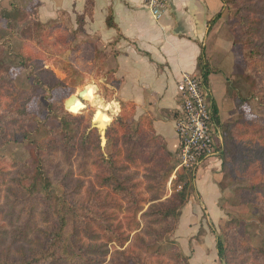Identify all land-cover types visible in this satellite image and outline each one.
Returning <instances> with one entry per match:
<instances>
[{
    "label": "trees",
    "instance_id": "1",
    "mask_svg": "<svg viewBox=\"0 0 264 264\" xmlns=\"http://www.w3.org/2000/svg\"><path fill=\"white\" fill-rule=\"evenodd\" d=\"M219 1L222 10L213 22L223 11L235 22L245 63L239 77L248 85V96L237 95L235 104L250 98L264 104V0ZM39 4H11L0 11L6 30L20 26L21 42L14 55L30 80L27 88L19 87L0 65V149L24 143L28 125L37 115L55 123L44 124L42 136L32 140L33 156L19 160L0 152V264H151L145 255L156 256L155 264H189L175 242H169L164 253L150 249L175 231L180 211L194 190L193 172L175 177L171 194L162 200L173 155L154 132L150 116L134 119L135 106L121 103L114 123L106 129L102 149L97 129L89 127L87 118L47 97L77 84L72 62L69 70L62 69L64 78L47 66L52 48L68 50L71 60L78 53L91 64L94 79L103 76L109 53L97 36L78 40L84 33V17L92 16L93 0H86L75 28L62 20L40 22ZM63 14L60 11L59 17ZM106 26L116 28L110 12ZM202 58L198 79L205 91L210 69ZM114 73L107 76L116 89L119 81ZM35 97L43 99L31 111ZM211 116L217 119L214 107ZM216 151L222 172L236 184L235 198L259 213L264 223V124L241 114L221 125ZM133 168L144 170L148 196ZM85 176L90 177L86 183ZM179 183L182 190L176 191ZM238 223L232 218L220 226L221 236H216L220 264H264V244L256 246L240 234Z\"/></svg>",
    "mask_w": 264,
    "mask_h": 264
},
{
    "label": "crops",
    "instance_id": "2",
    "mask_svg": "<svg viewBox=\"0 0 264 264\" xmlns=\"http://www.w3.org/2000/svg\"><path fill=\"white\" fill-rule=\"evenodd\" d=\"M18 1L10 0V4ZM32 1L40 3L37 7L40 22L62 20L70 28H75L76 18L84 15L86 3V0ZM166 1V10L155 19L145 0H93L92 16L84 17V33L78 40L97 36L109 53L106 66L114 68L119 81L113 100L106 103L114 114L103 112L106 122L118 114L121 103L133 104L134 119L150 116L154 132L162 137L166 151L174 157L178 150L175 124L181 113L179 81L185 73L199 76L201 55L210 69L205 93L210 110L214 107L217 112V119H212L216 146L221 125L238 116L235 97L245 94L247 87L239 79L240 62L235 46L224 31V11L213 22L222 10L221 2ZM60 11L64 14L59 17ZM109 12L116 28L106 26ZM192 172L195 193L180 211L175 239L181 251L189 256V264H220L216 236L202 224L201 218L207 216L213 224L223 218V209L219 207L221 161L217 154L207 157Z\"/></svg>",
    "mask_w": 264,
    "mask_h": 264
},
{
    "label": "rangeland",
    "instance_id": "3",
    "mask_svg": "<svg viewBox=\"0 0 264 264\" xmlns=\"http://www.w3.org/2000/svg\"><path fill=\"white\" fill-rule=\"evenodd\" d=\"M34 2L32 0L31 1L28 0L27 3V0H19L17 4L25 7V6H29L31 3ZM10 5H11L10 0L1 1L0 11L4 8L5 9L9 8ZM224 14L226 17L224 20L225 23L223 25L225 29L224 31H226L228 40L235 46V53L238 55L237 60L238 62H240L239 65L240 66L239 74H240L245 67V63L243 61L240 45L237 43V31H236L235 22L227 16L225 11ZM19 29H20L19 25L13 24L12 32L6 30L4 21L2 20L0 15V65L4 66L9 70L10 76L14 79L15 84L17 86L22 88H27L30 84V80L26 77L27 71L18 65V59L14 55L16 48L19 46L21 42L19 39ZM51 53H53V55L49 60L46 61L47 66L53 69L56 76L60 78H64L65 73L62 72V69L68 67L70 65V62H72L73 65L72 67H74L75 69V72L73 73L72 77L76 80L77 84L75 86H70L63 89H57L53 91L51 94H49L47 97H49L51 100L54 101H58V102L60 101L63 104L65 110L76 115H83L85 118L88 119L89 127L91 126L92 121L97 125H99L100 127L106 126L111 121L112 122L109 124V126L112 125L114 123V118H115L114 115L112 116V120H109V122H106V120H103L102 118L97 116H99L100 111L106 112L107 114H109V116L110 114H114V112L109 110L108 105H106L107 107L105 109L104 107L99 108L97 103L103 101L105 104L106 103L110 104L109 103L110 100H113L112 91H114V88L113 85L110 82H108L110 76L109 75L107 76V73L112 72L114 68L112 67L107 68L105 63V67H104L105 75L103 74V76L100 79H94L92 77L93 74L90 72L91 64L89 62L84 63V61L79 57L78 53L73 55L72 60L69 57L70 52L68 50L63 49L62 47L56 46L55 48H52ZM239 79L243 82V80L240 77ZM88 85L92 86L94 90L91 98L90 99L78 98L77 93L80 90H85L86 86ZM106 87L107 89H105ZM246 87H247L246 93L245 94L239 93L238 95L242 97H247L248 85H246ZM75 98L78 99L82 105L78 109L71 111L69 109L70 103ZM99 98H101L102 101H100ZM42 99L43 97L42 98L35 97L29 104V109L31 111H36L38 108V103L42 101ZM67 99L70 100L68 103H67L68 101ZM66 103H67V108H66ZM237 107L239 111L237 118H239L241 114H243V116L246 119L264 124V104L260 103L258 99L250 98L249 100L240 103V105H238ZM44 124L55 125V123L49 117L44 118L43 115H37V118L34 121L30 122L28 125V131H29L28 139L22 144H15V143L6 144L0 149V152L4 153L5 155H11L19 160L33 156L34 146L32 140L42 136V129ZM133 169L138 173L137 179H139L143 183L140 186L141 190L143 191L145 196H148L149 194H147V192L144 191V182H145L143 176L144 170L142 168H138V169L133 168ZM170 169H171L170 176L164 186V190L162 193V200H165L171 194L172 181L175 179V177L183 175L180 169L176 170L175 155L173 157ZM83 178L85 179L84 180L85 183L88 182V180L90 179L89 176H85ZM219 181H220L219 186L222 191V197L221 200L219 201V207L223 209V214H224L223 218L218 220L215 224H213V223H209V218H207V216H203L201 218L202 224L204 222V224L210 229L212 233L215 234V236L217 235L221 236L220 226L225 221L231 220L232 218H237L239 220L238 231L240 234H246L248 238L256 246L264 244V223L261 221L259 213L252 212L248 206L239 203V201L235 198L233 192V189L235 188L236 184L231 182L228 178H226L223 172H222V177L219 179ZM182 185H183L182 183H179L176 191H181ZM194 193H195V189L190 191V195ZM175 231L168 238H165L162 241H160L158 244L154 245L150 249V251L164 253L167 250H169L170 248L169 245L171 242H175L179 246L177 240L175 239ZM179 248L181 249L180 246ZM144 257L147 260V262L151 264H155L158 260V258L154 255L152 256L145 255ZM166 264L168 263L166 262Z\"/></svg>",
    "mask_w": 264,
    "mask_h": 264
},
{
    "label": "built area",
    "instance_id": "4",
    "mask_svg": "<svg viewBox=\"0 0 264 264\" xmlns=\"http://www.w3.org/2000/svg\"><path fill=\"white\" fill-rule=\"evenodd\" d=\"M145 4L155 19H159L167 8L166 0H145ZM179 96L181 113L175 124L178 137L175 160L176 170L180 169L185 174L192 172L201 160L217 154V151L211 110L195 74L182 75Z\"/></svg>",
    "mask_w": 264,
    "mask_h": 264
},
{
    "label": "bare ground",
    "instance_id": "5",
    "mask_svg": "<svg viewBox=\"0 0 264 264\" xmlns=\"http://www.w3.org/2000/svg\"><path fill=\"white\" fill-rule=\"evenodd\" d=\"M93 92H94V90H93L92 86H90V85L86 86V89L83 92L82 98L83 99H90L92 94H93ZM97 104H98L99 108H103L104 107V109H105V105L106 104L104 105L102 102H98ZM81 105H82L81 102L78 99L75 98V99H73L71 101L69 109L71 111H74V110L78 109L79 107H81ZM97 117H100L103 120H105V118H106L102 111L99 112V116H97Z\"/></svg>",
    "mask_w": 264,
    "mask_h": 264
},
{
    "label": "water",
    "instance_id": "6",
    "mask_svg": "<svg viewBox=\"0 0 264 264\" xmlns=\"http://www.w3.org/2000/svg\"><path fill=\"white\" fill-rule=\"evenodd\" d=\"M83 92H84V90H80L77 93V97L82 99ZM108 126L109 125H106L104 127H100L99 125H97L93 121H92V124L90 126V128H96L97 129L99 140H100V146H101L102 149H104L105 146H106L107 139H106V136H105V132H106V129H107Z\"/></svg>",
    "mask_w": 264,
    "mask_h": 264
}]
</instances>
